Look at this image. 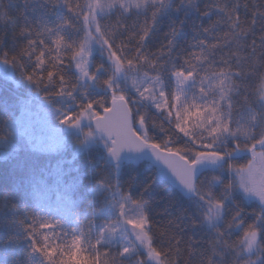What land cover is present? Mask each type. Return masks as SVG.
<instances>
[{
    "label": "snow or ice",
    "instance_id": "obj_1",
    "mask_svg": "<svg viewBox=\"0 0 264 264\" xmlns=\"http://www.w3.org/2000/svg\"><path fill=\"white\" fill-rule=\"evenodd\" d=\"M50 2L53 7L66 9L62 21L40 29L21 25L16 35L26 37L24 43L13 55L0 53V61L21 70L38 89L54 86L49 95L73 94L76 84L64 75L66 65L75 67L79 79L102 86L106 95L81 104L78 111L64 115L60 122L78 126L85 118L94 121L111 141L108 150L114 157L126 148L151 149L180 184L196 192L203 202L200 220L189 218L191 224L207 223L215 236L207 241V248H195L193 245L202 241L192 237L185 241L169 227H179L176 220L158 228L144 211L147 202L122 192L119 218L105 222L94 242L86 241L85 233L61 242L57 224L33 218L26 227L33 251L42 254L47 264H74V256L82 264H128L126 258L132 256L135 264H147L149 260L153 264H221L214 257L224 256L217 248L222 245L232 255L228 264H264V207L254 213L251 223L242 218L244 209L239 204L230 216L223 217L225 200L234 187L254 195L264 205V0H206L196 11L210 19L197 29V35H203L191 51L179 57V64L173 52L179 26L165 34L169 38L155 52H150L147 44L169 0ZM195 2L180 0L192 5ZM6 11L5 0H0V13ZM113 15L117 16L116 27L123 29L120 36L127 33V42L117 44L116 33L106 32V26H102L101 22ZM84 22L88 23L87 30ZM68 29L84 31V35L69 40ZM93 33L107 55L109 68L101 64L90 67ZM24 58L33 63L31 70L25 68ZM102 71L108 75L101 79L97 74ZM133 73L142 76L132 80L136 104L150 102L174 129L166 139L153 141L146 109L136 107L118 82L123 74L128 84ZM173 78L175 88L166 89L165 81ZM151 123L166 130L156 116ZM177 133L187 138L186 144L173 142ZM228 140L231 147L222 148ZM239 153L246 156L243 163L230 160ZM204 161L220 162L221 171L227 169L234 175L228 181L211 175L207 182H197L194 172ZM121 219L132 229L134 239L113 247L105 235L115 237L121 231ZM213 221H222L223 227L217 224L213 228ZM141 250L143 256L138 254ZM197 254L199 260L194 262Z\"/></svg>",
    "mask_w": 264,
    "mask_h": 264
},
{
    "label": "trees",
    "instance_id": "obj_2",
    "mask_svg": "<svg viewBox=\"0 0 264 264\" xmlns=\"http://www.w3.org/2000/svg\"><path fill=\"white\" fill-rule=\"evenodd\" d=\"M205 2L206 0H196L192 5L180 3V0H169L168 6L158 15L152 36L147 41L149 51L155 52L169 38L165 34L179 26L173 48V52L177 54L175 63L179 64V57L191 51L195 41L203 35L200 33L198 36L197 29L207 24L210 19L202 17L196 11L197 8H203ZM5 7L7 11L0 13L2 39L0 53L7 52L10 55L19 51L26 39L16 35L21 25L36 29L42 28L45 24L54 27L67 15L63 6L53 7L50 0L48 3H45V0H5ZM128 23L131 24V20ZM101 24L106 26V32L116 33L117 44L122 40L127 42V33L123 37L120 36L119 33L123 29L116 27V15L105 19ZM83 28L87 30L86 22L83 23ZM83 35L84 31L72 29L66 31L69 40L82 38ZM24 59L25 68L31 70L33 63L27 58ZM0 63L9 69L11 74V82H7L6 89L0 83V122L4 124L18 123L19 104L22 98L43 99L48 105L58 106L59 109L67 107L66 111L72 113L78 111L81 104L107 94L102 86H98L96 91L90 90L89 87L84 88L72 65L64 67V75L71 83L76 84V88L71 96H58L48 94L54 91V86L38 89L21 74V70L3 61ZM97 64L105 68L110 67L107 55L101 48L96 53L92 68L94 69ZM99 74H102L103 78L108 75L103 71ZM130 76L142 77L135 73ZM165 87L174 89L173 79L165 81ZM133 103L141 110L146 109L149 135L154 142L172 135L174 129L164 119V115H157L148 106L136 104L134 100ZM153 116L163 122L166 130H161L151 123ZM173 142L183 145L187 143V138L177 133ZM83 146V138L75 134L67 136L62 145L52 152L21 147L4 155L3 149H0V264H47L42 254L33 251L32 241L28 238L26 227L33 218L57 224V238L61 242H66L73 235L81 233L86 234V241L90 239L94 242L104 224V219L97 215L108 207L116 191L119 194L127 192L133 199L146 201L144 211L158 228L167 224L169 220H176L179 227L169 225L174 232L185 241L189 237L202 241L194 244L195 248L208 247L207 241L215 236L212 228L207 223L193 226L189 220V218L200 220L199 212L202 211L200 205L203 202L199 200L198 195L193 200H185L162 182L149 165L114 166L108 160L106 146L92 145L86 148ZM223 147H231V140L222 145ZM213 174L216 175L209 168L198 182H207ZM227 178L228 170L225 169L222 180L227 181ZM98 186H102L103 191L94 195ZM237 204L244 209L242 218L247 223H251L255 219L254 213L262 208H256L255 205L252 206L253 204L246 205L243 200H238L234 194H230L225 200L223 217L230 216L236 210ZM177 217L180 219L177 220ZM217 224L223 227L222 221ZM217 224L212 227H216ZM217 248L225 254L214 259L221 261V264H228L232 259L231 253L225 251L222 245H218ZM138 254L144 255L141 252ZM192 259L194 262L198 261L199 255ZM127 260L128 264H135L134 256ZM73 262L82 264L75 256Z\"/></svg>",
    "mask_w": 264,
    "mask_h": 264
},
{
    "label": "rangeland",
    "instance_id": "obj_3",
    "mask_svg": "<svg viewBox=\"0 0 264 264\" xmlns=\"http://www.w3.org/2000/svg\"><path fill=\"white\" fill-rule=\"evenodd\" d=\"M88 28V23L86 22ZM93 44H92V53L90 57V67L92 68L95 60L96 53L100 51L101 45L96 42V33H93ZM77 71V70H76ZM78 76L80 75L77 71ZM98 78H103L102 74H97ZM142 77L138 76H129L128 84L124 80L123 74L120 75L118 82L121 83L122 89L128 92L129 96L135 101L136 93L134 89L131 88L132 80H140ZM174 88H175V80ZM7 82H11V74L8 68H6L2 63H0V83L2 87L5 88ZM80 82L84 88L90 90H97L98 85L95 81H90L87 78L80 79ZM6 89V88H5ZM136 102V101H135ZM55 105V103H54ZM153 112L157 115H163L156 111V109L147 103V105ZM20 113L18 114V123H6L0 122V149L4 155L14 152L18 148H27L29 150H38V151H54L59 148L62 143L66 140L69 135H77L83 138V147H89L92 145H107L95 134L92 129L90 122L91 120L85 118L82 119L78 126H70L67 123H61V119L64 115L71 113L67 112L65 108L59 109L58 106L48 105L43 101V99H33V98H22L19 104ZM56 107V108H55ZM91 132V135L86 136L85 133ZM246 156L243 153L233 154L230 160L236 162L237 164L243 163ZM209 167L215 172L216 175L220 176L221 179L224 175V170L221 171L220 162H210L205 161ZM214 175V174H213ZM234 174L228 171L227 181L232 178ZM103 191L102 186H98L94 195H97ZM231 194H234L238 200H243L246 205L253 204L256 208L264 207L260 203L257 197L252 194H246L239 188H233ZM119 202L120 195L116 191L112 195V201L101 212L98 213L97 217L104 219V223L111 220H116L119 218ZM251 206V207H252ZM121 231L116 234L115 237L109 238L107 234L105 239H109L113 247H116L119 244H124L128 240L134 239V233L130 226L123 224L121 219ZM220 223V221H213V225ZM104 224H102L103 227ZM101 227V229H102ZM144 254L143 250L140 251ZM133 257V256H132ZM131 257H127L129 259ZM153 264L152 261H148Z\"/></svg>",
    "mask_w": 264,
    "mask_h": 264
},
{
    "label": "water",
    "instance_id": "obj_4",
    "mask_svg": "<svg viewBox=\"0 0 264 264\" xmlns=\"http://www.w3.org/2000/svg\"><path fill=\"white\" fill-rule=\"evenodd\" d=\"M91 129L94 133L98 134L100 139L108 145V149L111 146V141L107 137L105 133L98 130L95 127V122H90ZM107 149V157L108 160L112 165L118 166H132L137 167L143 163L148 164L151 166L156 176L168 186H170L173 190H175L183 199L185 200H192L196 198V192L189 191L186 189L180 182L175 178V176L166 168V166L159 161L155 155L152 153L151 149L145 147L139 151L132 150V149H122L119 156L114 157L109 150ZM208 170V165L206 162H202L201 164L196 166L194 177L195 180L198 181L200 176L206 173Z\"/></svg>",
    "mask_w": 264,
    "mask_h": 264
}]
</instances>
